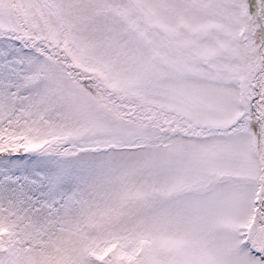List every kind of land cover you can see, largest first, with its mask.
Here are the masks:
<instances>
[{"label": "snow or ice", "instance_id": "1", "mask_svg": "<svg viewBox=\"0 0 264 264\" xmlns=\"http://www.w3.org/2000/svg\"><path fill=\"white\" fill-rule=\"evenodd\" d=\"M0 264H264V0H0Z\"/></svg>", "mask_w": 264, "mask_h": 264}]
</instances>
